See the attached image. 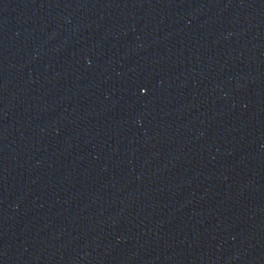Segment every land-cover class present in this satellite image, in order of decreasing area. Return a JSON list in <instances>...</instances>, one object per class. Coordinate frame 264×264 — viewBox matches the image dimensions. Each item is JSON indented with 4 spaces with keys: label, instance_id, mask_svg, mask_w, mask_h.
Here are the masks:
<instances>
[{
    "label": "water",
    "instance_id": "obj_1",
    "mask_svg": "<svg viewBox=\"0 0 264 264\" xmlns=\"http://www.w3.org/2000/svg\"><path fill=\"white\" fill-rule=\"evenodd\" d=\"M153 0H0V146Z\"/></svg>",
    "mask_w": 264,
    "mask_h": 264
}]
</instances>
